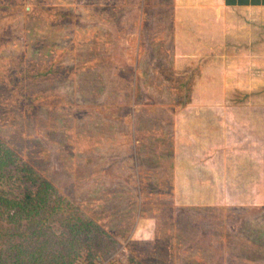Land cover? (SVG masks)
Returning a JSON list of instances; mask_svg holds the SVG:
<instances>
[{
	"label": "rangeland",
	"instance_id": "374dc122",
	"mask_svg": "<svg viewBox=\"0 0 264 264\" xmlns=\"http://www.w3.org/2000/svg\"><path fill=\"white\" fill-rule=\"evenodd\" d=\"M0 143L108 235L93 264H264V10L0 0Z\"/></svg>",
	"mask_w": 264,
	"mask_h": 264
},
{
	"label": "trees",
	"instance_id": "16d2710c",
	"mask_svg": "<svg viewBox=\"0 0 264 264\" xmlns=\"http://www.w3.org/2000/svg\"><path fill=\"white\" fill-rule=\"evenodd\" d=\"M0 205L11 222L27 225L20 236L30 241L15 250L14 264H93L113 248L95 222L1 143Z\"/></svg>",
	"mask_w": 264,
	"mask_h": 264
},
{
	"label": "crops",
	"instance_id": "0c3cea01",
	"mask_svg": "<svg viewBox=\"0 0 264 264\" xmlns=\"http://www.w3.org/2000/svg\"><path fill=\"white\" fill-rule=\"evenodd\" d=\"M219 2H220L221 6L224 9H228V10H264V0H219ZM195 118H199V117H195ZM203 125L207 126V127H213L212 122H209V121H204ZM197 160H198V162L202 161L199 158ZM213 164H214V160L213 159L206 160L205 165H204L206 167V170H205L204 173H206L208 171V168L213 166ZM247 164L250 167H260V166H262L261 164L259 165L258 162L253 161L251 159L246 161V164H244V166L245 165L247 166ZM194 174L195 173H194L193 170L190 171L189 173L185 172L183 177L181 176L180 173H179V175L176 174L175 175L176 176L175 177V182L177 184V188H181V185H182L181 189L185 188L183 184H185V182L189 183L190 181L188 179L193 177ZM255 175L258 177V175L256 173H255ZM258 178H260V176Z\"/></svg>",
	"mask_w": 264,
	"mask_h": 264
}]
</instances>
